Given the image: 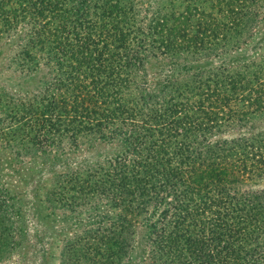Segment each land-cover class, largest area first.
<instances>
[{
  "label": "trees",
  "instance_id": "trees-1",
  "mask_svg": "<svg viewBox=\"0 0 264 264\" xmlns=\"http://www.w3.org/2000/svg\"><path fill=\"white\" fill-rule=\"evenodd\" d=\"M205 1L221 16L201 10L193 23L189 14L196 8L190 5L173 15L148 0L137 9L129 0H96L98 11L91 14L85 0L73 9L64 0H0V35L16 34L23 21L31 27L16 43L19 64L35 61L36 52L47 48L66 74L53 75L50 97L40 107L19 103L9 117L36 126L44 139L59 132L63 121L75 123L77 132L99 131L120 118L129 145L134 142L131 154L125 151L108 166L113 204L124 211L121 227L147 222L154 229L151 252L169 263L264 264V250L251 247L253 231L264 227V197L251 223L231 187L264 174V130L251 131L255 118H264V55L258 61L252 52L239 72L222 65L220 73L196 74L186 88L191 96L167 94L156 101L146 80L133 96L132 72L142 46L177 54L199 52L235 34L251 37L256 0ZM246 124L248 133L207 137ZM89 175L77 176L80 190L96 191L107 181L89 184ZM157 203L165 205L158 213Z\"/></svg>",
  "mask_w": 264,
  "mask_h": 264
},
{
  "label": "rangeland",
  "instance_id": "rangeland-1",
  "mask_svg": "<svg viewBox=\"0 0 264 264\" xmlns=\"http://www.w3.org/2000/svg\"><path fill=\"white\" fill-rule=\"evenodd\" d=\"M130 1L136 9L144 7V0ZM137 1H141L140 6ZM255 2L259 14L251 22L249 38L235 34L223 43L205 45L199 52L164 55L155 45L142 46L132 72L131 79L137 85L133 96L136 98L139 94L143 80L147 81V88L153 92L151 98L156 101L166 99L167 94L191 96L186 88L196 74L202 73L204 78L209 73H220L222 65L242 71L244 62H250L246 60L251 59L252 52L261 60L264 0ZM85 3L91 14L98 11L93 8L96 0H85ZM146 3L162 6L163 11L173 15L185 10L186 5L195 7L189 14L193 23L201 10L215 18L221 16L205 0H148ZM63 5L68 9L77 8V0H64ZM16 27V34L9 31L0 35V264H178L176 260L169 263L162 254L151 252L149 237L154 229L147 227V222L121 227L124 211L122 204H113L108 166L125 151L131 154L134 142L129 145V129L117 121L120 118L111 120L115 122L113 125L101 127L99 131L77 132L75 123L63 121L59 132L44 139L36 126L29 128L9 117L13 111L11 106L18 108L19 103L40 107L50 97L53 75L66 76L60 73L65 68L56 61L53 51L46 52L47 48L36 52L35 61L21 66L14 56L16 43L22 35L24 39L31 27L25 21ZM247 125L212 131L207 137H236L243 131L248 133ZM251 125L252 133L263 131L264 118H255ZM3 132L7 133L6 139ZM77 172L81 178L90 174L89 184L98 178L107 181L96 191L80 190ZM231 184L236 200L247 206L245 211L253 223V217L260 215L255 205L261 202L259 197H264V174L258 179H242ZM164 208V203H157L155 210L158 213ZM103 235L107 239L98 244ZM253 237L256 239L251 247L264 250V227L253 231Z\"/></svg>",
  "mask_w": 264,
  "mask_h": 264
}]
</instances>
